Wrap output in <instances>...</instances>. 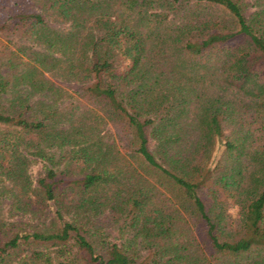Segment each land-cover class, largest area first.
Wrapping results in <instances>:
<instances>
[{
  "label": "trees",
  "instance_id": "trees-1",
  "mask_svg": "<svg viewBox=\"0 0 264 264\" xmlns=\"http://www.w3.org/2000/svg\"><path fill=\"white\" fill-rule=\"evenodd\" d=\"M255 1L248 17L241 0H31L0 19L25 40L9 57L19 76L0 74V95L14 94L0 112V264L24 246L19 264H264ZM33 159L45 164L36 184ZM6 198L33 223L7 222ZM107 209L133 238L109 241L95 223Z\"/></svg>",
  "mask_w": 264,
  "mask_h": 264
},
{
  "label": "rangeland",
  "instance_id": "rangeland-1",
  "mask_svg": "<svg viewBox=\"0 0 264 264\" xmlns=\"http://www.w3.org/2000/svg\"><path fill=\"white\" fill-rule=\"evenodd\" d=\"M241 1H243L246 5V15L248 17L251 16L257 10V7L255 5L256 4L255 0H241ZM31 3H32L31 0H1L0 19L6 21L9 16L31 9L32 8ZM24 42L25 40H21L18 34L15 35L7 31L0 32V74H2L3 76H12L14 78L19 76L20 74L19 70L22 69L20 62L19 63L16 62L18 69L14 70L10 66L11 63L13 64L14 62L12 61L9 62L10 60L9 57L11 56L12 52L17 50L18 47L23 46ZM24 61H27V58H25ZM53 80L58 86L63 87L66 91H68L71 94H76L81 90L78 84L66 83L56 79ZM16 90L21 91L23 94H27V89H25L22 86H19ZM13 97H14L13 93L8 95L6 94L0 95V112H5L6 110L9 109ZM242 98L244 99V101H246V104L242 109V114L244 113V115L250 116L249 113L250 106L248 102L249 100L247 101L246 97H242ZM202 100H203V104L206 105L205 99L203 98ZM238 105H240V103H238ZM105 135L108 142H110L111 144H115L119 148V150L124 154L131 155L133 147L131 148L128 140L118 128L114 127L113 125H109L106 128ZM256 146L264 147V133L259 134ZM33 160L34 162L29 168V175L32 182L36 184L37 180L40 177H42V175L45 172V164L40 159H33ZM226 203H227L226 204L227 212L231 218V221L234 223L233 225L235 227V224L238 223L240 218L239 208L236 204H234L232 200H227ZM1 211L5 220L9 223H13V222L29 223V224L33 223V221L30 219V216H24L23 214L17 213L16 211L13 210L12 200L9 198H6L3 201ZM95 223L99 228H101V230L105 231L106 235H109V241L111 242L124 244L129 239L133 238L134 232L129 229L124 230L122 219L116 216L114 213H112V211H110L109 209H107L104 214L100 215V217H98L95 220ZM196 235H199V233ZM27 250L28 248L24 246L18 258H13L14 259L13 264H19L20 261L19 259L27 254Z\"/></svg>",
  "mask_w": 264,
  "mask_h": 264
}]
</instances>
